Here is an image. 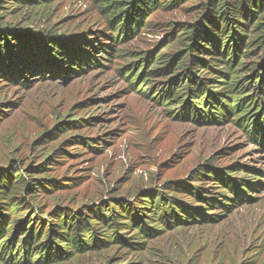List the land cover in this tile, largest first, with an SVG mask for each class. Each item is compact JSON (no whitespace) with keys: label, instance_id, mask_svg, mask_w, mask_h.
Returning a JSON list of instances; mask_svg holds the SVG:
<instances>
[{"label":"rangeland","instance_id":"1","mask_svg":"<svg viewBox=\"0 0 264 264\" xmlns=\"http://www.w3.org/2000/svg\"><path fill=\"white\" fill-rule=\"evenodd\" d=\"M206 1L184 0L157 10L136 34L117 41L93 0L20 4L1 0L2 22L33 34L73 38L82 54L102 57L67 78L30 73L26 85L0 78V166L14 164L13 173L26 176L52 158L41 175L48 190L38 189L35 196L25 193L32 214L47 220L60 210L83 209L93 216L92 209L116 201L118 208L121 204L140 207L148 191L182 183L199 186L203 195L220 199L211 210L206 203L201 207L202 213L209 214L204 218L165 228L157 237H143L134 249L111 245L59 264H264L262 141H252L232 121L234 116L213 123L172 116L169 107L158 101L159 95L154 98L166 80L161 75L142 72V81L149 80L140 90L126 78L129 69L142 63L141 57L155 56L163 48L173 50L165 46L175 23L199 19ZM73 120L75 125L70 123ZM68 126L73 129L66 130ZM55 128L56 134L44 139L47 143L40 141L43 133ZM86 142L96 148H87ZM200 165L208 166V172L194 180ZM237 167L259 178L245 185L240 200L209 180L213 170ZM249 174L239 173L252 180ZM49 179L56 181V188L46 185ZM216 192L232 197V205H222L223 198ZM181 196L193 208L201 204V199ZM133 230L127 231L132 238L136 237L131 235ZM0 264L6 263L0 259Z\"/></svg>","mask_w":264,"mask_h":264},{"label":"trees","instance_id":"2","mask_svg":"<svg viewBox=\"0 0 264 264\" xmlns=\"http://www.w3.org/2000/svg\"><path fill=\"white\" fill-rule=\"evenodd\" d=\"M93 1L106 15L119 41V37L136 34L145 19L157 10L177 6L184 0ZM203 7L196 21L175 23L172 38L165 46L174 47L173 50L163 48L155 56L141 57L142 63L129 69L126 78L134 89L140 90L149 80L142 81V72L146 76L161 75L166 79L162 82V94L157 92L154 98L159 95L158 101L169 107L172 116L210 123L234 116L232 121L252 141H262L264 145V0H207ZM77 43L73 38L25 32L0 18V78L21 85L27 84L30 73L67 78L69 73L83 72L102 58L82 54ZM70 123L75 125L77 120ZM56 128L43 133L40 141L47 143L56 134ZM86 143L87 148H96L92 142ZM50 160L47 158L26 176L14 174L17 170L14 164L0 166V259L6 264H59L111 245L134 249L143 237H157L165 228H180L194 217L204 218L209 214L202 213L201 207L206 203L211 210L212 205L220 202L217 197L203 195L199 186L182 183L165 186L158 192L148 191L144 206L121 204L118 208L116 201L107 208L92 209L93 216L86 215L83 209L75 213L60 210L44 220L37 212L31 213L32 206L24 196L25 193L35 196L38 189L48 190L41 175ZM208 168L200 165L193 179L206 175ZM240 172L251 173L244 167L219 169L209 174V180L220 183L218 188L240 200L245 185L259 181L258 176L249 174L255 180L252 181L240 176ZM55 182L49 179L46 185L56 188ZM223 192L216 193L223 198L221 204L229 207L232 197ZM181 194L201 199L200 206L191 207ZM133 228L134 238L127 234Z\"/></svg>","mask_w":264,"mask_h":264}]
</instances>
